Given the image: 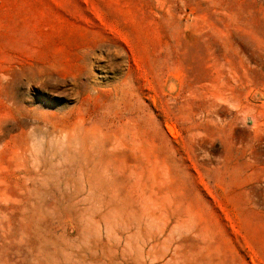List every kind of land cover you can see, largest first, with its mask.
<instances>
[{
  "label": "rangeland",
  "instance_id": "374dc122",
  "mask_svg": "<svg viewBox=\"0 0 264 264\" xmlns=\"http://www.w3.org/2000/svg\"><path fill=\"white\" fill-rule=\"evenodd\" d=\"M0 264H264V0H0Z\"/></svg>",
  "mask_w": 264,
  "mask_h": 264
}]
</instances>
